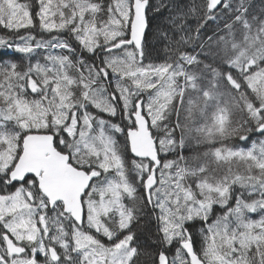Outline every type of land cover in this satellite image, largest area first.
Here are the masks:
<instances>
[{"label": "snow or ice", "instance_id": "obj_1", "mask_svg": "<svg viewBox=\"0 0 264 264\" xmlns=\"http://www.w3.org/2000/svg\"><path fill=\"white\" fill-rule=\"evenodd\" d=\"M164 7L0 0L15 38L0 36V49L24 57L0 63V264H136L132 225L149 206L155 264H264V139L231 143L264 138V19L249 18L248 0L172 4L176 36L160 33L171 55L146 62L149 15ZM221 13L231 22L205 50L200 29ZM186 92L197 94L189 114L207 117L195 164L187 126L170 119Z\"/></svg>", "mask_w": 264, "mask_h": 264}, {"label": "trees", "instance_id": "obj_2", "mask_svg": "<svg viewBox=\"0 0 264 264\" xmlns=\"http://www.w3.org/2000/svg\"><path fill=\"white\" fill-rule=\"evenodd\" d=\"M152 4H164L168 7L161 8L159 13H151L149 15V29L146 31L145 35V55H146V62L151 61L153 63H160L163 62L169 55H171V46L169 45V40L165 36L161 35V32L167 33L169 37L173 39L176 36V33L173 32L171 25L168 23V19L170 15L175 13V9H172L170 12V7L172 4L179 3L180 5L184 6L185 9L187 6L195 4H202L204 0H150ZM233 3L236 0H232ZM248 7H249V18L251 19L252 16L257 17L258 19H264V0H248ZM188 24L191 27H195L197 24V18L195 16H190L188 18ZM231 22L228 16L218 14L217 19L215 21H208L200 29V40L203 42V47L205 50L211 46L213 50L217 49V38L220 36L225 35V23ZM26 30H21L24 33ZM0 36H6L10 39H15L14 37L10 36L7 30L0 28ZM211 37V40L209 39ZM47 38V36H45ZM193 46L188 47V51L192 50ZM196 52H200L201 48L196 47ZM43 57V52H40L38 55L34 57L35 59H41ZM203 59V57H201ZM17 62L22 63L24 62V57L22 54L16 53L13 51L9 53L7 49H0V63H11ZM206 63H212L211 60L205 61ZM214 66L219 67V64H215ZM194 68L196 66H193ZM199 70V69H197ZM205 77L207 80H211V73H205ZM189 96H185V104L182 106H188L187 101L191 96L192 99H196L197 94L192 93ZM211 111V110H209ZM171 121L173 123L179 119L181 124L187 126V129H193V131H188L187 129L184 132V139H185V147L183 150V155L189 159L190 164H195L199 162V159H203V153L207 151L210 145L198 143V134L194 132V129L198 126L200 127L206 122L207 117L203 116L199 111L193 110L191 114L189 112L179 109L178 113H173L171 116ZM179 132V130H177ZM117 139L122 140L121 137H117ZM264 139L259 137L258 134L252 135L249 137L248 141H239V140H232L231 143L235 144L241 148H248L251 147V144L254 141ZM169 159H174L175 155L170 154L168 156ZM199 158V159H193ZM126 203L131 206V201L127 200ZM222 211V210H219ZM259 213L252 214V218H258ZM204 225L199 220H195L191 222L189 225V230L193 233V238L196 241V246L199 247L201 243L200 237V229L203 228ZM133 231L137 235V240L135 243L138 245L140 254L136 258V264H155V256L157 252L160 250L159 241H158V233L156 231V225L154 222V214L151 213L150 206L144 208L141 212L140 219L133 223L132 225ZM175 245L168 249V254L170 256L175 254Z\"/></svg>", "mask_w": 264, "mask_h": 264}, {"label": "rangeland", "instance_id": "obj_3", "mask_svg": "<svg viewBox=\"0 0 264 264\" xmlns=\"http://www.w3.org/2000/svg\"><path fill=\"white\" fill-rule=\"evenodd\" d=\"M189 94H191L190 92H186L185 93V96H189ZM179 107V109H181V110H184V111H186L187 112V108H188V106H186V107H184V109L182 108V106H178ZM202 126V125H201ZM196 128H198V126L196 127ZM195 132V131H194ZM196 133V132H195ZM118 140H120V139H118ZM139 194V193H138Z\"/></svg>", "mask_w": 264, "mask_h": 264}, {"label": "built area", "instance_id": "obj_4", "mask_svg": "<svg viewBox=\"0 0 264 264\" xmlns=\"http://www.w3.org/2000/svg\"><path fill=\"white\" fill-rule=\"evenodd\" d=\"M10 51H12V49H10Z\"/></svg>", "mask_w": 264, "mask_h": 264}, {"label": "water", "instance_id": "obj_5", "mask_svg": "<svg viewBox=\"0 0 264 264\" xmlns=\"http://www.w3.org/2000/svg\"><path fill=\"white\" fill-rule=\"evenodd\" d=\"M145 35H146V33H145Z\"/></svg>", "mask_w": 264, "mask_h": 264}]
</instances>
